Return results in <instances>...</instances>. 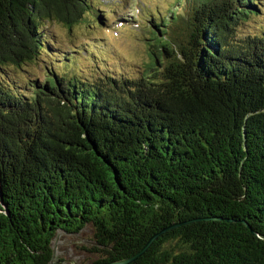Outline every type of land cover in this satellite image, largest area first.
<instances>
[{"label":"trees","instance_id":"trees-1","mask_svg":"<svg viewBox=\"0 0 264 264\" xmlns=\"http://www.w3.org/2000/svg\"><path fill=\"white\" fill-rule=\"evenodd\" d=\"M97 4L0 0V264L87 226L92 264L165 229L129 264H264V27L238 33L264 0H177L137 76L49 32L98 27Z\"/></svg>","mask_w":264,"mask_h":264},{"label":"rangeland","instance_id":"rangeland-1","mask_svg":"<svg viewBox=\"0 0 264 264\" xmlns=\"http://www.w3.org/2000/svg\"><path fill=\"white\" fill-rule=\"evenodd\" d=\"M95 1H98L96 7L105 9V11H96V14L103 16L105 13L107 16L104 21L100 22L101 25L91 27L94 21L86 18L69 28L54 20L48 26L49 32L58 44L63 46L62 49L65 53L76 54L78 50L82 49L80 55L87 57L89 53L83 50L85 47H89L90 50L99 48L105 59L106 68L112 66L115 70H121L120 73L139 75L143 70L142 66L149 60L148 44L150 40L148 31L145 30L153 25V18L160 20L161 15L162 17L167 16L175 8L174 3L177 0H172L170 3H168L170 0ZM261 26L264 27V9L255 20L251 19L247 24H244L238 33L240 35L253 33L258 31ZM94 41L98 46L94 44ZM104 43L106 50H102L99 46L101 44L104 46ZM89 44H92L93 47ZM80 55L78 54L76 57L78 58ZM80 58L82 65L88 67L89 71L102 72V70H94L95 64L90 65L83 60L84 58ZM95 244L93 230L89 226L75 234L59 231L52 242V246L58 253L57 261H61L60 264H92L98 259V255L88 249Z\"/></svg>","mask_w":264,"mask_h":264},{"label":"water","instance_id":"water-1","mask_svg":"<svg viewBox=\"0 0 264 264\" xmlns=\"http://www.w3.org/2000/svg\"><path fill=\"white\" fill-rule=\"evenodd\" d=\"M173 226V225H172ZM171 226V227H172ZM175 226V225H174ZM166 230V229H165ZM163 230V231H165ZM161 231L160 233L154 234L152 237L149 238V240L147 241V243L143 246V248L137 252L136 254L126 258V259H122V260H117V261H111V262H107V263H102V264H129L131 262H133L134 260H136L140 255H142L143 253H145L148 248L151 246V244L154 242V240H156V238L163 232ZM53 242V240H52ZM53 247V256L50 260V264H60L61 261H57V256L58 253L55 249L54 246Z\"/></svg>","mask_w":264,"mask_h":264},{"label":"flooded vegetation","instance_id":"flooded-vegetation-1","mask_svg":"<svg viewBox=\"0 0 264 264\" xmlns=\"http://www.w3.org/2000/svg\"><path fill=\"white\" fill-rule=\"evenodd\" d=\"M73 234H75V233H73Z\"/></svg>","mask_w":264,"mask_h":264}]
</instances>
